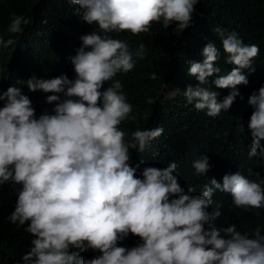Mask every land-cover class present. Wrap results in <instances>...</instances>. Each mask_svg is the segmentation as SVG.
<instances>
[{
  "label": "clouds",
  "instance_id": "clouds-1",
  "mask_svg": "<svg viewBox=\"0 0 264 264\" xmlns=\"http://www.w3.org/2000/svg\"><path fill=\"white\" fill-rule=\"evenodd\" d=\"M71 3L84 23L98 25L80 37L81 47L70 57L75 79L33 76L24 88L21 81L9 86L7 78L0 88V185H20L7 219L34 237L16 258L30 250L24 264H264V229L238 230L224 218L227 212L241 213L244 222L264 217V86L251 94L250 106L243 105L249 115L234 113L237 86L249 83L244 70L252 69L259 46L218 27L224 63L235 67L222 72L213 42L203 48L202 62H188L187 74L199 83L183 95L221 129L202 135L196 172L184 171L198 182L185 190L174 161L163 169L144 166L137 177L141 163L130 165V150L143 153L164 129L138 128L126 140L120 126L137 119L133 106L119 80L102 89L134 68V55H145L143 43L133 53L111 33L138 35L161 22L184 31L197 0ZM30 23L13 15L7 31L22 33ZM14 43L0 37V46ZM210 78L215 89H231L229 95L218 97ZM45 102L54 105L51 113L42 112Z\"/></svg>",
  "mask_w": 264,
  "mask_h": 264
},
{
  "label": "trees",
  "instance_id": "trees-1",
  "mask_svg": "<svg viewBox=\"0 0 264 264\" xmlns=\"http://www.w3.org/2000/svg\"><path fill=\"white\" fill-rule=\"evenodd\" d=\"M78 9L79 6L71 3V0H0V37L5 43L8 39L15 41L10 46H0V88L7 78L9 86H16L17 81H21L19 84L24 88H27V84L23 81L33 76L41 79L66 74L69 79H75L70 57L81 47L80 37L98 28V25L84 23L77 14ZM13 15L30 19V24L22 25V33H8ZM218 27L237 31L246 45L256 44L260 48V53L252 61L254 71L244 70L249 83L237 86L240 96L235 100L238 104L234 107V113L241 115L245 111L243 105L250 106L251 94L264 86V0H197L191 26L184 31H176V23L166 29L161 22L154 23L147 33L110 34L112 38L126 41L133 53L141 43L145 45L144 58L139 59L134 55V68L128 73H118L102 89L106 90L115 80H119L123 85L122 93L133 106L131 115H136L137 119H125L120 126L128 133L126 140H130L131 133L138 128L164 129L162 136L151 141L143 153L130 150V165L135 167L138 162L141 163L138 178H142L140 173L144 166L163 169L174 161L178 165L175 174L185 190L198 182L197 178L184 171L196 172L193 162L201 147L202 135L217 128L220 130L221 126L220 122H212L206 111H197L194 105L188 104L183 91L190 84L198 85L199 82L187 74L188 62H202V50L209 42L215 43L220 50L217 66L221 67L222 72L227 73L235 67L224 63L226 54L215 33ZM211 87L219 93L218 97H226L231 92V89ZM167 93L172 95L169 97ZM53 108L54 105L45 102L42 112L51 113ZM246 113L249 115V112ZM235 115L231 116L235 118ZM232 125L231 121L227 122L228 127ZM8 183L6 188L0 189L4 204L0 205V232L3 235L0 238V264H24L23 255L30 250L22 252L20 259L16 255L31 244L34 237L13 228L7 219L15 210L17 190L20 188V185L10 181L0 187ZM261 210L264 213V208ZM230 215L227 212L224 218L234 222L238 230L257 226L264 229V217L254 223L244 222L239 212H230ZM3 254L7 255L6 259L2 257Z\"/></svg>",
  "mask_w": 264,
  "mask_h": 264
},
{
  "label": "rangeland",
  "instance_id": "rangeland-1",
  "mask_svg": "<svg viewBox=\"0 0 264 264\" xmlns=\"http://www.w3.org/2000/svg\"><path fill=\"white\" fill-rule=\"evenodd\" d=\"M169 95L171 96V95H172V93H169Z\"/></svg>",
  "mask_w": 264,
  "mask_h": 264
}]
</instances>
